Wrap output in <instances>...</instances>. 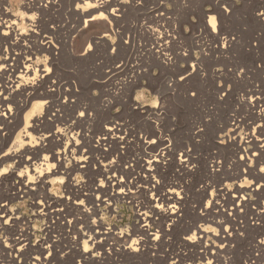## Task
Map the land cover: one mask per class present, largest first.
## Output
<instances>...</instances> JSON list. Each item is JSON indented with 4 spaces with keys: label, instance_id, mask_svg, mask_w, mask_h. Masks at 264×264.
Here are the masks:
<instances>
[{
    "label": "rangeland",
    "instance_id": "rangeland-1",
    "mask_svg": "<svg viewBox=\"0 0 264 264\" xmlns=\"http://www.w3.org/2000/svg\"><path fill=\"white\" fill-rule=\"evenodd\" d=\"M87 1L97 0H0V11L8 13L15 26L2 49L16 53L24 51L20 46L29 47L42 58L49 78L12 124L4 151L38 102L43 103V118L29 129L36 137L50 135L40 157L60 151L68 169L74 157L96 156L93 132L106 122L121 129L126 143L101 151L124 171L139 170L137 160L146 158L141 154L144 137L153 138L155 149L147 151L151 155L168 147L154 173L156 186L162 194L177 189L182 211L174 220L157 217L152 226L157 244L147 241L126 258L125 247L143 237L137 207L131 200L100 206L97 216L103 230L111 232L103 237V263L207 264L209 258L212 264H264V244L259 242L264 237V153L257 151L254 157L255 145L239 143L254 128L264 136V0H112L103 18L93 22H86L91 6ZM119 1L125 4L121 9ZM113 9L119 16L112 17ZM34 32L47 37L50 51L37 50L30 36ZM22 98L18 93L13 102ZM86 110L91 121L79 116ZM234 116L240 119L237 126L232 125ZM10 166H0V203L9 206L4 234L16 238L29 228L32 243L44 240L51 245L45 253L56 256L57 264H78L72 228L57 218L38 217L32 203L43 195L19 194V171ZM94 167L76 170L70 178L54 175L57 187L50 181L46 194L69 202L77 189L72 184L80 182L87 184L82 193L89 195L93 184L104 180L93 181ZM150 190L139 198L148 214L156 197ZM235 191L247 201L237 206L235 200L232 215L225 201ZM212 198L219 199L215 206L209 204ZM67 214L83 218L70 207ZM199 228L207 231L202 244L187 243L185 238Z\"/></svg>",
    "mask_w": 264,
    "mask_h": 264
},
{
    "label": "bare ground",
    "instance_id": "bare-ground-1",
    "mask_svg": "<svg viewBox=\"0 0 264 264\" xmlns=\"http://www.w3.org/2000/svg\"><path fill=\"white\" fill-rule=\"evenodd\" d=\"M111 1L112 0H97L93 4L89 1L85 2L86 5H91L89 8V14L85 15L88 16L86 22H93L95 19L98 20V18H103L104 9L111 6ZM103 3L104 5H102ZM119 5L120 9L122 6H125V4L120 3V1ZM110 13H113L111 14L113 15L112 17L119 16L114 9L111 10ZM0 15L2 16H0V166L9 162L11 163L10 167H14L15 171H19V194L20 192H23L25 196L31 195L34 196V198L39 199L43 195V200H38L35 201V203H32V209L37 212L38 217H47L49 219L57 218L64 222V227L72 228L73 233H75L72 244L77 246L78 264H82L81 259L95 260L104 264L105 252L101 251L105 244L103 242V237L111 235V232L107 231L105 227L103 230L104 224L102 223V220L98 218L97 214L99 213L100 206H109L112 201L124 202L131 200L132 203L136 205V214L140 223L138 229L140 234L143 235L141 238H134L131 240L129 243L130 245L125 247L126 250H123V256H126L127 258L129 252L138 251L139 247L140 249L141 247H144L147 241H149V244L151 245H156L158 239L156 235L152 233V226L157 224V217L174 220V218L182 211L183 205V199L177 189L171 188L168 189L166 193L162 194L161 191H159V188H157L158 186H156L157 180H155L154 173L157 170L161 159H163L164 155L161 153L165 154L168 152V147H164L163 151L151 155L147 151L155 147L156 141L153 140V138L144 137L141 154L142 157L146 158L142 160L143 162L137 160L139 170L137 172L132 169L124 171L119 167L118 163H115V161L111 159L110 154L102 153L101 150L103 149L102 147L109 146L110 144L126 143V137L122 135L121 129L116 124L104 122L105 124L102 123L103 125L100 129L97 128L99 130L98 133L93 132V134H95L94 136L97 137L98 143L96 146L97 148L95 149L97 152L96 156L86 155V153L81 154L80 152L81 155H76L77 157L73 158L75 163L73 168L68 169L63 165L64 158L60 151L55 154L43 155V157H40V153L45 150L44 141L46 138L48 139L50 135L39 133L36 137L29 129L36 125L38 127V123L42 121L41 119L43 116L40 109L43 108V103L38 102L35 104L33 111L25 117V126L18 132L10 148L4 151V147L12 138V124L15 123L17 118H19V114L30 105L31 101L38 96V89L48 81L49 78L47 77V68L42 62V58L38 56V53L32 52L29 47L20 46L24 51L16 53H14L12 49L11 52L2 49L4 40L11 38L15 34V26H13V22L10 20L8 13L1 12ZM211 22H213V27H215V20L213 18H211ZM20 35L21 37H24L22 34ZM30 36L35 38V41L34 39L33 41L36 43L35 46L37 50L43 52L51 50L52 45H48L50 42H48V40L46 41V36L42 37L39 32L34 35L31 34ZM89 47L88 49H90ZM53 60L56 61L57 58L54 57ZM18 93L21 94L23 100L21 103H14V96ZM37 110L39 111V113H36L38 115H34ZM82 113L83 115H79L82 119L85 121H91V116H88V118L86 117L87 115H90L87 110L82 111ZM239 120L240 119H238L237 116H234L232 118V125L237 126L240 122ZM73 129L74 128L72 127L71 130ZM239 143L240 145H255V149L257 150L253 154L254 157L264 153V136H258L255 128L252 132H247L240 139ZM34 144L37 145V147H35ZM186 161L187 159L182 160L181 165H185ZM92 165L95 166V170L92 171L94 176L93 181L96 180L97 177H104V180L101 178L100 184H93L89 195L82 193V189L85 188L87 184L80 182L72 184L71 188H77L78 190H75L74 196L67 198L69 199V202L59 200L56 195L46 194V188L49 182L51 181L53 187L55 185V181L52 180L54 175L62 174L63 176H66V178H70L76 170L83 172L90 171ZM123 175H126L127 178H124ZM55 186L57 187V185ZM239 187L240 188H237L241 189L239 192L242 193L243 186L240 185ZM148 189L152 190H150L152 192L151 196L153 195L152 197H154V194L156 195L155 198H151V204L153 205V211L151 214L146 212L142 201L139 200L140 194L148 191ZM224 191H226V189ZM235 192L236 194L232 196L233 198H230L227 195L226 200L229 199L225 201L231 206L230 212L232 215L237 211V207L234 206L236 204L235 200L237 201L238 199L237 206H241V204H244L245 201H247V198L244 195L240 194V196H238V192ZM71 200H73L74 205L69 206L72 203ZM218 200L219 199L217 198L216 200H213L212 198L211 201L209 200V204L212 203L215 206L217 204L216 201ZM66 207H70L71 211H75V213L81 215L83 218L75 217V215H65ZM260 214L261 213L259 212V215ZM8 215V204L1 202L0 264H57L58 259L56 256L45 253L46 250L51 247V245H48L47 241L41 240L40 242L32 243L31 235L29 233L31 229L29 230V228H25L16 238L5 235L4 231L6 230L4 229L6 225L3 221H5ZM254 219L257 220V218ZM206 233L207 231L204 228L196 229L193 234H190L185 238V241L189 244L196 243L200 245L202 244ZM153 235L155 237H151ZM232 235V233L229 234V237ZM128 239L130 238L127 237V239H123L124 241L122 242L126 244ZM259 242L264 244V237L263 239H260ZM36 249L39 252L34 251ZM207 260V264H212V261H210L209 258H207ZM123 262H125V260H122L121 264H123ZM114 264L120 263L115 262Z\"/></svg>",
    "mask_w": 264,
    "mask_h": 264
},
{
    "label": "snow or ice",
    "instance_id": "snow-or-ice-1",
    "mask_svg": "<svg viewBox=\"0 0 264 264\" xmlns=\"http://www.w3.org/2000/svg\"><path fill=\"white\" fill-rule=\"evenodd\" d=\"M213 19H215V18H213ZM193 95H194V93H193ZM81 115H83V113H81Z\"/></svg>",
    "mask_w": 264,
    "mask_h": 264
}]
</instances>
